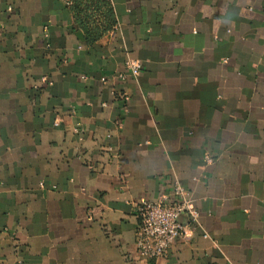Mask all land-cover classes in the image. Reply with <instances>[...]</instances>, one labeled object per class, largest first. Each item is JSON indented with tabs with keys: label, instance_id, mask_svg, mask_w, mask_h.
Here are the masks:
<instances>
[{
	"label": "crops",
	"instance_id": "1",
	"mask_svg": "<svg viewBox=\"0 0 264 264\" xmlns=\"http://www.w3.org/2000/svg\"><path fill=\"white\" fill-rule=\"evenodd\" d=\"M107 3L0 0V264H264V0ZM176 185L198 223L142 261Z\"/></svg>",
	"mask_w": 264,
	"mask_h": 264
},
{
	"label": "built area",
	"instance_id": "2",
	"mask_svg": "<svg viewBox=\"0 0 264 264\" xmlns=\"http://www.w3.org/2000/svg\"><path fill=\"white\" fill-rule=\"evenodd\" d=\"M64 6L70 7L72 0H59ZM126 74L120 79L127 77L138 78L142 71L140 61L128 59L125 63ZM106 79H102L105 82ZM119 99L128 101L126 95H120ZM55 126H58L56 123ZM206 162H212V158L207 156ZM141 224L136 231L137 255L142 261H154L166 258L171 248L184 236L186 221L198 223L199 214L194 207L192 193L180 185L174 187L173 198L167 197L159 199L157 202H145L141 205Z\"/></svg>",
	"mask_w": 264,
	"mask_h": 264
},
{
	"label": "trees",
	"instance_id": "3",
	"mask_svg": "<svg viewBox=\"0 0 264 264\" xmlns=\"http://www.w3.org/2000/svg\"><path fill=\"white\" fill-rule=\"evenodd\" d=\"M74 13V17L77 22L90 29L92 27L105 28L101 31L110 30L113 24L109 23V4L107 0H72V5L69 7Z\"/></svg>",
	"mask_w": 264,
	"mask_h": 264
}]
</instances>
